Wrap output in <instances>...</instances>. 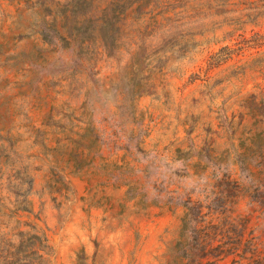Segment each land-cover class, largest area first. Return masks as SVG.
I'll return each instance as SVG.
<instances>
[{"label":"rangeland","instance_id":"obj_1","mask_svg":"<svg viewBox=\"0 0 264 264\" xmlns=\"http://www.w3.org/2000/svg\"><path fill=\"white\" fill-rule=\"evenodd\" d=\"M0 175L1 212L29 189L43 264H185L186 207L201 231L249 218L246 239L264 0H0ZM227 178L247 196L220 199Z\"/></svg>","mask_w":264,"mask_h":264},{"label":"trees","instance_id":"obj_2","mask_svg":"<svg viewBox=\"0 0 264 264\" xmlns=\"http://www.w3.org/2000/svg\"><path fill=\"white\" fill-rule=\"evenodd\" d=\"M116 17L104 15L100 21L104 26L111 27ZM44 22V20H42ZM94 21V23L98 22ZM54 27L55 21L44 22ZM251 166V165H249ZM18 183L12 189H6L4 199L8 201V207H3L5 212L0 211V264H43L41 256L35 250H42L44 240L39 237L34 227L21 218H27L24 214L31 213V203L28 200L29 189H23V179L16 177ZM2 175H0V182ZM218 196L220 199L238 201L244 198L243 187L229 179L222 180ZM16 186V187H15ZM2 190L0 184V192ZM252 192V195L249 193ZM251 212H258L255 227H252L244 239L245 230L249 224V218L242 220L233 219L229 224H218L207 227L202 224L203 230L198 227L200 224L192 217L194 208L186 207V213L182 220V231H192V243L195 249H190L182 242V260L185 264H195L206 261L208 264H218L220 261L232 257L233 264H264V186L248 191ZM202 212L197 211V218ZM26 228L27 231L21 230ZM230 234L232 236H230Z\"/></svg>","mask_w":264,"mask_h":264}]
</instances>
